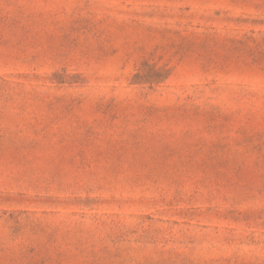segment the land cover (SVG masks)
Here are the masks:
<instances>
[{"label": "rangeland", "instance_id": "rangeland-1", "mask_svg": "<svg viewBox=\"0 0 264 264\" xmlns=\"http://www.w3.org/2000/svg\"><path fill=\"white\" fill-rule=\"evenodd\" d=\"M0 264H264V0H0Z\"/></svg>", "mask_w": 264, "mask_h": 264}]
</instances>
